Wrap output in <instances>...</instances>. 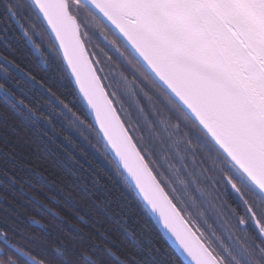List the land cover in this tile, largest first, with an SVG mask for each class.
I'll return each mask as SVG.
<instances>
[{
    "label": "snow or ice",
    "instance_id": "1",
    "mask_svg": "<svg viewBox=\"0 0 264 264\" xmlns=\"http://www.w3.org/2000/svg\"><path fill=\"white\" fill-rule=\"evenodd\" d=\"M0 264H264V0H0Z\"/></svg>",
    "mask_w": 264,
    "mask_h": 264
},
{
    "label": "trees",
    "instance_id": "2",
    "mask_svg": "<svg viewBox=\"0 0 264 264\" xmlns=\"http://www.w3.org/2000/svg\"><path fill=\"white\" fill-rule=\"evenodd\" d=\"M53 191H56V189L53 188Z\"/></svg>",
    "mask_w": 264,
    "mask_h": 264
}]
</instances>
